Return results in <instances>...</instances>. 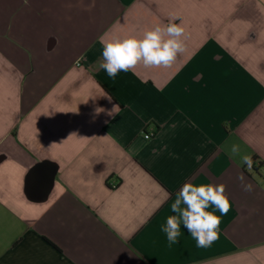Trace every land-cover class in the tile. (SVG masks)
<instances>
[{
    "label": "crops",
    "instance_id": "0c3cea01",
    "mask_svg": "<svg viewBox=\"0 0 264 264\" xmlns=\"http://www.w3.org/2000/svg\"><path fill=\"white\" fill-rule=\"evenodd\" d=\"M171 17L172 67L99 68ZM186 182L226 185L210 247L161 231ZM0 264H264V0H0Z\"/></svg>",
    "mask_w": 264,
    "mask_h": 264
},
{
    "label": "clouds",
    "instance_id": "9594fccd",
    "mask_svg": "<svg viewBox=\"0 0 264 264\" xmlns=\"http://www.w3.org/2000/svg\"><path fill=\"white\" fill-rule=\"evenodd\" d=\"M27 4L28 0H24ZM176 17H171L167 24H156L145 30L141 35H128L123 38L111 37L105 33L99 38L102 45V61L99 68L103 69L109 78L115 79L120 72L135 71L138 66L144 68H170L178 55L186 51L185 28L173 22ZM84 103H87L85 101ZM106 110L95 108L99 115ZM121 111L119 105L106 112L114 117ZM229 155L232 158L240 156L241 162L249 169L253 166L250 155H241L238 144H232ZM238 179L243 183L244 176ZM245 191H251V185H244ZM171 212L166 218V223L161 225V231L166 234L169 245L178 243L181 235V225L195 240L198 248L210 247L220 237L221 216L227 215L231 210V202L226 194V185L202 183L199 185L186 182L176 193L172 202ZM212 208L213 211L208 209ZM215 211L221 214L217 216Z\"/></svg>",
    "mask_w": 264,
    "mask_h": 264
},
{
    "label": "built area",
    "instance_id": "2783aa9c",
    "mask_svg": "<svg viewBox=\"0 0 264 264\" xmlns=\"http://www.w3.org/2000/svg\"><path fill=\"white\" fill-rule=\"evenodd\" d=\"M155 134H156V131H150V132H145L144 136L145 138H151Z\"/></svg>",
    "mask_w": 264,
    "mask_h": 264
},
{
    "label": "trees",
    "instance_id": "16d2710c",
    "mask_svg": "<svg viewBox=\"0 0 264 264\" xmlns=\"http://www.w3.org/2000/svg\"><path fill=\"white\" fill-rule=\"evenodd\" d=\"M257 158V155H254L253 157H252V160H254V159H256Z\"/></svg>",
    "mask_w": 264,
    "mask_h": 264
}]
</instances>
